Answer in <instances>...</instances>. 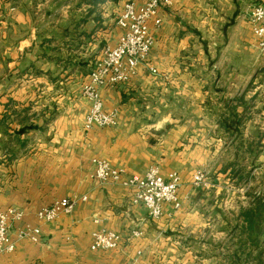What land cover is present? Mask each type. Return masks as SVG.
I'll use <instances>...</instances> for the list:
<instances>
[{"label": "crops", "instance_id": "0c3cea01", "mask_svg": "<svg viewBox=\"0 0 264 264\" xmlns=\"http://www.w3.org/2000/svg\"><path fill=\"white\" fill-rule=\"evenodd\" d=\"M129 1L145 0H0V210L24 213L10 222L16 248L0 264H233L232 255L240 257L242 210L256 196L264 200V50L250 21L264 0L161 6L147 63L101 90L118 125L87 131L83 87L104 49L118 43L117 19ZM95 158L124 178L154 164L164 177L178 173L183 207L165 203L152 218L133 204L130 187L94 178ZM198 170L208 186L192 185ZM85 195L71 214L38 220L53 202ZM35 226L39 243L18 240ZM99 229L120 234L119 247L93 251ZM257 254L250 264H264V252L261 263Z\"/></svg>", "mask_w": 264, "mask_h": 264}, {"label": "built area", "instance_id": "2783aa9c", "mask_svg": "<svg viewBox=\"0 0 264 264\" xmlns=\"http://www.w3.org/2000/svg\"><path fill=\"white\" fill-rule=\"evenodd\" d=\"M174 0H145L142 4L134 1L126 2L117 19V25L122 29L118 43L107 46L101 57L96 61L90 72L88 81L84 84L83 95L89 100L90 108L86 116L85 129L115 127L118 125L117 111H106L101 90L106 86H116L132 79L138 74L141 64H146L151 52L154 37L150 23L159 27L161 19L158 12L161 6H172ZM250 21L254 34L259 38L260 47L264 50V4L256 5L250 12ZM157 73L155 68H151ZM95 165L94 178L102 183H122L132 189L133 204H142L154 219L163 215V205L172 204L176 210L183 207L179 190L182 180L174 172L164 177L159 165H152L143 175L124 178L123 170L112 165L106 159H93ZM209 177L206 171L198 170L192 180L195 188L206 187ZM87 196H74L53 202L37 213L42 224L57 220L62 214H71L79 202L86 201ZM24 213L14 207L0 210V257L11 253L16 248V240L10 235V222L21 221ZM42 235L41 226L21 230L18 240L29 239L39 243ZM134 235H140L138 231ZM91 249L113 250L119 247L122 236L107 229L95 230L92 233Z\"/></svg>", "mask_w": 264, "mask_h": 264}, {"label": "trees", "instance_id": "16d2710c", "mask_svg": "<svg viewBox=\"0 0 264 264\" xmlns=\"http://www.w3.org/2000/svg\"><path fill=\"white\" fill-rule=\"evenodd\" d=\"M104 0H101L103 2ZM244 225L239 235V254L234 253L233 264H250L253 253L258 252L255 260L263 257L264 252V200L256 196L253 203L242 210ZM244 259V260H243ZM261 263V261H260Z\"/></svg>", "mask_w": 264, "mask_h": 264}, {"label": "rangeland", "instance_id": "374dc122", "mask_svg": "<svg viewBox=\"0 0 264 264\" xmlns=\"http://www.w3.org/2000/svg\"><path fill=\"white\" fill-rule=\"evenodd\" d=\"M192 252V249L190 250ZM184 253H187V251H185ZM200 257V259H204V255L201 256V255H198V258Z\"/></svg>", "mask_w": 264, "mask_h": 264}]
</instances>
